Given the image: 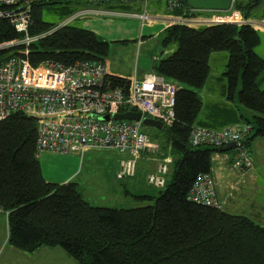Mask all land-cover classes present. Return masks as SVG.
I'll return each mask as SVG.
<instances>
[{"label":"trees","instance_id":"16d2710c","mask_svg":"<svg viewBox=\"0 0 264 264\" xmlns=\"http://www.w3.org/2000/svg\"><path fill=\"white\" fill-rule=\"evenodd\" d=\"M69 2L35 4L30 34H44L58 26L44 21L42 7L67 5L63 11L66 19L75 12L70 10ZM115 3L128 2L89 4L103 8ZM261 3L262 0H250L247 4L236 0L234 8L248 19ZM172 12L187 18L199 13L183 1ZM21 38L8 20H0V46ZM161 41L164 47L176 46L154 66L157 75L178 87L175 124L163 127L165 143L172 150L169 157L175 159L166 186L157 197L135 196L154 199V205H93L76 183L47 181L37 154V120L16 113L0 121V206L8 213L7 243L11 248L27 253L59 248L75 264H264L263 226L247 217L188 199L196 178L211 173L213 154L232 150L193 147L189 139L192 126L200 125V92L209 78L213 54H229L224 71L228 98L236 96L242 81L236 97L255 113L253 118L242 121L252 125L246 143L251 146L256 138L264 137V86L259 83L264 58L256 52L262 34L248 24H177L164 31ZM29 49V60L35 66L49 60L72 65L86 60L106 61L110 42L90 30L66 25ZM23 50V46L1 48L0 65L21 56ZM106 84L107 88L121 87L125 91L130 86L127 78L116 76H109Z\"/></svg>","mask_w":264,"mask_h":264},{"label":"built area","instance_id":"2783aa9c","mask_svg":"<svg viewBox=\"0 0 264 264\" xmlns=\"http://www.w3.org/2000/svg\"><path fill=\"white\" fill-rule=\"evenodd\" d=\"M53 0H0V20L6 19L21 39L5 43L1 48L23 46L21 56L12 57L0 65V121L13 114L22 113L37 120V154L84 156L88 150L115 151L122 158L119 178L136 175L138 162L144 152H158L160 146L146 134L141 121H116L112 117L101 121L95 116H112L116 113L135 111L142 117L162 122L166 128L175 124L176 93L178 87L167 79L151 74L143 79L132 77L128 91L121 87L107 88L110 76L107 61H79L65 65L56 61H45L35 66L29 60V47L58 28L72 25L88 13L87 9L69 16L51 31L32 36V8L35 4ZM122 0H88L91 4L111 3ZM170 11L180 8L181 0H166ZM232 2L229 12H216L209 20L193 22L192 19L175 17V24L198 26L200 23L253 25ZM99 13L103 9H96ZM143 22L153 16L137 15ZM198 19V18H197ZM200 20V19H199ZM192 23V24H191ZM204 26V25H202ZM263 27V26H262ZM257 28L263 30L264 28ZM252 132L247 122L225 125L213 129L194 125L190 131L193 147L211 146L233 149L231 167L241 178L255 168L252 145L246 138ZM172 160L166 158L148 176L149 185L157 189L166 186ZM188 199L204 206L223 208L217 184L212 173L200 174L188 195ZM0 215L8 213L0 206Z\"/></svg>","mask_w":264,"mask_h":264},{"label":"crops","instance_id":"0c3cea01","mask_svg":"<svg viewBox=\"0 0 264 264\" xmlns=\"http://www.w3.org/2000/svg\"><path fill=\"white\" fill-rule=\"evenodd\" d=\"M249 1L241 0L244 4ZM68 5L70 10L75 11L73 14L82 10L93 9L76 20L75 22H79V25H75L90 30L100 39L110 42V54L113 60L109 57L106 60L110 76L143 79L148 75L156 74L154 66L176 49V46L164 47L161 41L164 31L171 25H175L174 18L181 16L175 15L167 8L166 0L128 2L122 5L115 3L108 7H99L105 11L101 13L96 10L98 7L90 5L88 0H83L81 3L70 0ZM145 13L153 16V18L150 21L143 22L137 15ZM200 13L209 14V18L216 14V12ZM243 16L245 18V15ZM254 18L255 16L252 14L247 20H255ZM259 30L264 36V30ZM262 42H264L263 39ZM262 42L257 49L260 50L263 47ZM228 58L229 54L227 52L215 53L211 58V72L205 88L200 92L203 96V108L201 118L197 123L202 124L201 126L220 129L225 125L242 122L244 121L243 118L251 119L255 116V113L245 108L236 96L232 99L228 98L226 80H221L217 83L218 86L213 81L214 64H224V60L228 62ZM222 110L226 112L222 113ZM163 144H166L167 149L172 153L168 143L163 142ZM252 147L255 156V168L243 178L231 167L233 149L213 154L211 173L215 178L219 196L224 202L222 210L232 215L247 217L264 227V137L256 138L252 143ZM98 152L100 151L88 150L84 156L43 154L40 157L43 176L52 183H76L80 191L82 187L87 188L90 184L106 188L107 186L103 181L98 185L95 183L94 174L89 170L91 168L89 165L90 155ZM141 160L145 162L150 160L149 154L144 152ZM145 168L148 169L146 166ZM148 170V172L151 171ZM87 172H92L93 175H89ZM258 173L259 175H257ZM253 174H256V178L250 180ZM245 180H248L247 187L238 196L236 190L243 186ZM83 191L82 189V194ZM83 195L93 205L111 206L110 204H112L109 195L106 199L103 197L97 199L94 193H90L89 197ZM141 195H134V197ZM98 196H102L101 192H98ZM8 237V220L5 216L0 215V245L4 241L7 242Z\"/></svg>","mask_w":264,"mask_h":264},{"label":"rangeland","instance_id":"374dc122","mask_svg":"<svg viewBox=\"0 0 264 264\" xmlns=\"http://www.w3.org/2000/svg\"><path fill=\"white\" fill-rule=\"evenodd\" d=\"M73 1L78 3L83 2V0H73ZM66 6L67 5L62 6L55 4V5L42 7V17L44 21L54 25L61 24V22L64 21L65 19L64 18L65 14L63 11L65 10L64 7ZM252 14L255 16L254 18L255 20H253V25L254 26L258 25L259 27L257 28H261L262 26H263L262 28H264V0H262L261 5H259L257 10ZM212 17L209 18V14L199 12L193 17L190 18L188 17V19H192L193 22H198V21L200 22L201 19L209 20ZM197 18H199L200 20ZM75 24L79 25V22H74L73 25ZM177 24L178 23H176L175 25ZM200 24L201 25L198 26L212 25L207 23H200ZM262 39L264 40V36L262 37ZM262 46L263 47L260 50L256 49V52L260 54L262 57H264V42H262ZM108 57L111 60H113L111 54H109ZM226 63L227 61L224 60V64L215 63L213 66V68H215L213 81H215L216 84L221 82V80H226L224 76ZM259 83L260 84L263 83L264 86V72L260 76ZM218 85L219 84H217V86ZM241 88H242V81L240 82V85L237 89L236 96L238 95V91ZM200 96L203 99L201 93ZM143 130L146 134H148L152 138V140L157 142L160 146L158 152L156 153L146 152L147 154H149V158L151 161L148 160L147 162H145L141 160L142 158L141 157L138 162V168L135 176L128 178H119L118 174L120 172V161L122 157L115 151H100L98 153H94L90 155L89 165L91 168H89V170H91L94 174V177L96 179L95 183L98 185L103 181V183L106 184L107 189L90 184V186H88L87 188L82 187V189L84 190L83 194L89 197L90 193H94L97 199L102 197L106 199L107 195H109L111 201L110 203H112L110 205L117 208H136V207L154 205L155 203L154 199L142 200L134 197V195L148 194L150 196L157 197L161 190L149 185L148 176L151 173H153L157 169L158 165L160 163H163V161L166 158H170L171 160H173V158L169 157L170 151L167 149L166 144L165 145L163 144V142L166 141L165 128L157 129L154 127L143 126ZM171 164H170V171H171ZM144 165L148 167V169H150L151 171L148 172L149 170L146 169ZM92 172H87V174L93 175ZM257 175H259V173ZM232 176L234 175L232 174ZM253 178H256V174H253L250 180H252ZM247 184H248V180L243 181V186L236 190L238 196L244 191V189L247 187ZM98 192H101L102 196H98ZM232 197L234 198V195ZM0 264H75V262L59 248L56 249L40 248L36 252L27 253L12 249L8 245V243L4 241L0 245Z\"/></svg>","mask_w":264,"mask_h":264},{"label":"water","instance_id":"95a60500","mask_svg":"<svg viewBox=\"0 0 264 264\" xmlns=\"http://www.w3.org/2000/svg\"><path fill=\"white\" fill-rule=\"evenodd\" d=\"M125 2H145L147 0H122ZM188 5L193 11L199 12H229L232 9L233 0H181ZM111 117L116 121H141L145 127H154L157 129H163V124L159 120H155L149 117H142V114L135 111H126L122 113H116L112 116H95L94 118L101 121H108Z\"/></svg>","mask_w":264,"mask_h":264}]
</instances>
